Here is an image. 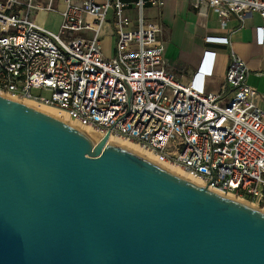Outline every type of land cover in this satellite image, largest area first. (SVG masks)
Segmentation results:
<instances>
[{
    "label": "built area",
    "instance_id": "1",
    "mask_svg": "<svg viewBox=\"0 0 264 264\" xmlns=\"http://www.w3.org/2000/svg\"><path fill=\"white\" fill-rule=\"evenodd\" d=\"M190 1L220 27L248 14L264 21V0ZM147 5L163 0H0V95L51 107L100 140L109 131L208 190L264 208V110L244 63L230 53L227 99L183 83L165 68L163 27L146 20ZM48 14L60 17L56 32L39 23ZM83 31L91 37L75 35ZM204 41L229 46L228 37Z\"/></svg>",
    "mask_w": 264,
    "mask_h": 264
},
{
    "label": "water",
    "instance_id": "2",
    "mask_svg": "<svg viewBox=\"0 0 264 264\" xmlns=\"http://www.w3.org/2000/svg\"><path fill=\"white\" fill-rule=\"evenodd\" d=\"M109 132V131H108ZM0 97V264H264V215Z\"/></svg>",
    "mask_w": 264,
    "mask_h": 264
},
{
    "label": "crops",
    "instance_id": "3",
    "mask_svg": "<svg viewBox=\"0 0 264 264\" xmlns=\"http://www.w3.org/2000/svg\"><path fill=\"white\" fill-rule=\"evenodd\" d=\"M129 15L135 22V12ZM144 17L161 23L165 68L180 81L204 94L227 99L231 92L224 76L232 52L244 63L246 83L255 90L258 106L264 110V21L257 14H248L242 21L231 17L226 27H220L216 15L205 6L194 9L190 0H163L160 9L147 5ZM206 37H228L229 46L206 43Z\"/></svg>",
    "mask_w": 264,
    "mask_h": 264
},
{
    "label": "bare ground",
    "instance_id": "4",
    "mask_svg": "<svg viewBox=\"0 0 264 264\" xmlns=\"http://www.w3.org/2000/svg\"><path fill=\"white\" fill-rule=\"evenodd\" d=\"M0 97L4 98L6 100L12 101L14 103L23 105L24 107H26L28 109L39 111L45 115H48L50 117H53L55 119L61 120L65 123L69 124L70 126L78 129L79 131H81L85 135H87L93 141V143H94L93 145H96L100 141V136L95 134L93 131H91L87 127L80 126L76 122L69 121L65 117H59L56 114L55 110L51 107L40 105V104H37V103L32 102V101H28V100H14V99L9 98L6 95H0ZM107 144H112V145L120 147L124 150H127V151L139 156L140 158L152 163L153 165L163 169L164 171L168 172L172 176H174V177H176L182 181H185L187 183H190V184L197 186V187H200V188H205L204 185L200 181L189 177L176 165H174L170 162H166V161H162V162L158 161L157 158L153 154H151L149 151L145 150L144 148H142L141 146H139L138 144H136L132 141H129V140H126L123 138L110 136L106 142V145ZM209 191L212 193H215L219 196L225 197L226 199H229L231 201H234V202L242 204L246 207H249L252 210H256L259 213L264 215V208H257L253 204H250V203H248L242 199L234 198L230 195H222V194L215 192L213 190H209Z\"/></svg>",
    "mask_w": 264,
    "mask_h": 264
},
{
    "label": "rangeland",
    "instance_id": "5",
    "mask_svg": "<svg viewBox=\"0 0 264 264\" xmlns=\"http://www.w3.org/2000/svg\"><path fill=\"white\" fill-rule=\"evenodd\" d=\"M39 23L42 25L45 23V29L51 32H56L60 23V17L57 14H48L46 16H41L39 18ZM75 35L84 37V38H90L91 33L87 31L83 32H78L75 33ZM114 45V37H106L102 41V47H103V52L106 56L111 55L112 53V48ZM33 94H38L37 92L33 91Z\"/></svg>",
    "mask_w": 264,
    "mask_h": 264
}]
</instances>
